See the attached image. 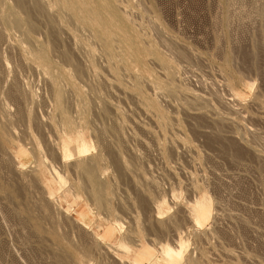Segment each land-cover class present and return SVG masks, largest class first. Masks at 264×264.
Listing matches in <instances>:
<instances>
[{
	"label": "rangeland",
	"instance_id": "1",
	"mask_svg": "<svg viewBox=\"0 0 264 264\" xmlns=\"http://www.w3.org/2000/svg\"><path fill=\"white\" fill-rule=\"evenodd\" d=\"M0 35V264H264V0H0Z\"/></svg>",
	"mask_w": 264,
	"mask_h": 264
},
{
	"label": "bare ground",
	"instance_id": "2",
	"mask_svg": "<svg viewBox=\"0 0 264 264\" xmlns=\"http://www.w3.org/2000/svg\"><path fill=\"white\" fill-rule=\"evenodd\" d=\"M9 16V15H8ZM3 38H2V36L0 35V44H1V42L3 41L2 40ZM0 53H1V50H0ZM2 90V89H1ZM11 96V95H10ZM12 98V97H11ZM6 99V98H5ZM8 109V108H7ZM6 110V109H5ZM5 114V113H4ZM7 114V113H6ZM8 115V114H7ZM0 122H2V121H0ZM10 129V128H9ZM58 146V145H57ZM60 150V149H59ZM58 150V151H59ZM87 149H86V147H85V149L83 150V151H86ZM88 151V150H87ZM86 151V152H87ZM60 153V152H59ZM87 154V153H86ZM60 156H62L61 154H59ZM82 155V154H81ZM83 156V155H82ZM63 157V156H62ZM89 157V156H88ZM87 157V158H88ZM93 157V156H92ZM82 158H84V157H82ZM86 158V157H85ZM11 159V158H10ZM62 160H63V158H61ZM94 159V158H93ZM89 160V159H88ZM91 160V159H90ZM75 161H76V159H75ZM86 161V160H85ZM79 162V161H78ZM15 164V163H14ZM38 164V163H37ZM49 164V163H48ZM77 164H79V163H77ZM84 164V163H83ZM87 164V163H86ZM90 164H91V162H90ZM85 165V164H84ZM16 166V165H15ZM14 166V167H15ZM43 166H45V165H43ZM48 166V165H47ZM87 166V165H86ZM17 167V166H16ZM19 167V166H18ZM20 167H22V166H20ZM92 167V166H91ZM6 168V167H5ZM8 168V167H7ZM25 168V167H24ZM49 168V167H48ZM94 168V167H93ZM93 168L92 169H90V167H89V169L90 170H93ZM13 169V168H12ZM21 169V168H20ZM36 169V168H35ZM52 169V168H51ZM50 169V170H51ZM87 170H88V168H86ZM95 169V168H94ZM36 170H38V169H36ZM95 170H97V169H95ZM9 173L11 172V171H9V170H7ZM17 171V170H16ZM22 171V170H21ZM20 171V172H21ZM52 171V170H51ZM27 172H28V170H27ZM95 172V171H94ZM55 173H57L56 172V170H55ZM90 172L88 171V174H89ZM91 174V173H90ZM92 174H93V172H92ZM57 175H58V173H57ZM30 176V175H29ZM33 177V176H32ZM37 177H39V176H37ZM55 177V176H54ZM57 177V176H56ZM90 177H92V176H90ZM93 177H95V174H94V176ZM92 177V178H93ZM40 178V177H39ZM38 179V178H37ZM40 180H41V178H40ZM94 180H96V179H94ZM40 182H42V181H40ZM40 182H39V186H40ZM43 183V182H42ZM42 183H41V185H42ZM58 183H59V180H58ZM98 186V185H97ZM44 187V186H43ZM74 187V186H73ZM64 189V188H63ZM44 189H42L41 191L42 192H44L43 191ZM60 190H62V189H60ZM66 190V189H65ZM47 191V190H46ZM45 191V192H46ZM61 193V192H60ZM62 193H63V191H62ZM61 193V194H62ZM44 195H48L47 196V200H48V202L52 199V196H53V193H51L50 191L48 192V194H46V193H44ZM59 195V194H58ZM56 196V195H55ZM45 197V196H44ZM76 197V196H75ZM55 198V200H57L56 199V197H54ZM45 200V199H44ZM43 200V201H44ZM52 201V203H53V201H54V199L53 200H51ZM65 201V200H64ZM165 200H163L162 201V203L164 202ZM47 202V201H46ZM54 202H56V201H54ZM59 202V201H58ZM67 202V201H66ZM50 203V202H49ZM59 204V203H58ZM69 204V203H68ZM51 205V204H50ZM56 206V205H55ZM60 206V205H59ZM61 207H62V205H61ZM71 208V207H70ZM56 209H58L59 210V208H56ZM60 209H62V208H60ZM75 210V209H74ZM79 210V209H78ZM190 211H192V215H193V217H194V223H195V225L196 226H198V227H200L201 225H203V222L202 221H205L206 219H208V217L210 216V214H211V206H210V203L208 202V201H205V200H201L200 202H198V204H196L193 208H192V210H190ZM62 212H65L64 210L62 211ZM66 213V212H65ZM68 213V212H67ZM68 214H70V213H68ZM30 216V215H29ZM39 216V215H38ZM189 218H191V217H189ZM192 220V219H191ZM38 221V220H37ZM74 221H75V219H74ZM39 223V222H38ZM41 223V222H40ZM78 223V222H77ZM79 224V223H78ZM194 225V226H195ZM39 226V225H38ZM41 228V227H40ZM88 231V230H87ZM92 231V230H91ZM89 232V231H88ZM92 233V232H91ZM88 235H92V234H88ZM95 236V235H94ZM93 237V236H92ZM91 237V238H92ZM96 237V236H95ZM99 237V236H98ZM93 239V238H92ZM97 239V238H96ZM98 241V240H97ZM98 243V242H97ZM100 243V242H99ZM120 249V248H119ZM119 249H117L118 251H119ZM123 250V249H122ZM125 250V249H124ZM126 252V251H125ZM120 253H121V250H120ZM115 255H116V251H115V253H114ZM114 255V256H115ZM131 255V254H130ZM127 257V256H126ZM166 259H167V263L166 264H176V261H177V259L178 258H180V253L179 252H177V251H174V250H169L168 252H167V254H166ZM65 258V257H64ZM117 258V257H116ZM70 259V258H69ZM74 259V258H73ZM127 259H128V257H127ZM130 259V258H129ZM131 260V259H130ZM59 261V260H58ZM129 261V260H128ZM65 263H66V261H65ZM73 263V262H72ZM126 263V262H125ZM128 263V262H127ZM130 263H131V261H130ZM136 264H139V263H136Z\"/></svg>",
	"mask_w": 264,
	"mask_h": 264
}]
</instances>
